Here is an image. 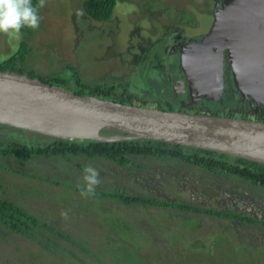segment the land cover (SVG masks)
I'll use <instances>...</instances> for the list:
<instances>
[{
    "label": "rangeland",
    "instance_id": "rangeland-1",
    "mask_svg": "<svg viewBox=\"0 0 264 264\" xmlns=\"http://www.w3.org/2000/svg\"><path fill=\"white\" fill-rule=\"evenodd\" d=\"M221 4L214 0H117L112 17L98 22L87 15L84 0H44L37 12V28L12 36L0 32V60L25 41L30 48L26 65L40 75L54 78L70 65L80 70L85 81L124 83L127 93L132 94L127 101L132 103H139L140 98L154 106L172 100L175 109L190 112H210L224 106L237 116L249 114L259 119L264 115V102L244 99L239 92L233 96L226 90L216 97L190 94L194 100L188 101L171 86L179 75L172 70L180 46L196 42L211 31ZM149 49L152 58L145 61L143 55ZM171 51L178 58L157 67L155 60L168 58ZM226 65V79L231 81L232 68ZM2 133L0 130V138ZM146 157L133 156L130 167L84 155L68 160L41 157L35 161L3 157L0 196L18 202L73 239L85 242L104 260L100 262L81 251L85 264H123L131 257L132 264H140L144 258L149 264H264L261 225L240 224L226 217L167 205L96 200L75 189L85 187L84 169L91 166L99 173L100 183L95 190L126 192L208 210L242 211L264 220V187L234 175L203 170L181 159ZM5 236L4 240L0 237V264H27L28 254L38 264H51L29 253L33 245L27 238L13 233ZM59 240L65 247L72 246L63 237ZM104 248L120 255L109 260L110 256L102 253ZM126 249L131 256L124 254Z\"/></svg>",
    "mask_w": 264,
    "mask_h": 264
},
{
    "label": "water",
    "instance_id": "water-1",
    "mask_svg": "<svg viewBox=\"0 0 264 264\" xmlns=\"http://www.w3.org/2000/svg\"><path fill=\"white\" fill-rule=\"evenodd\" d=\"M224 50L239 94L263 103L264 0H222L211 31L183 50L176 93L185 95L186 86L194 97L221 94ZM0 123L70 139L150 138L264 163L263 119L79 95L13 70L0 69ZM103 128L127 135L102 136Z\"/></svg>",
    "mask_w": 264,
    "mask_h": 264
},
{
    "label": "trees",
    "instance_id": "trees-1",
    "mask_svg": "<svg viewBox=\"0 0 264 264\" xmlns=\"http://www.w3.org/2000/svg\"><path fill=\"white\" fill-rule=\"evenodd\" d=\"M214 1L220 3L222 0ZM31 3L35 7L36 12H38L40 9V0H31ZM116 3L117 0H84V8L90 18L98 22H104L112 17ZM32 29L33 28L22 27L20 31L27 34L30 33ZM150 51L151 49L143 55L145 61L152 58ZM29 52V45L25 41H22L13 53L9 54L5 59L0 60V69L27 73L29 76L39 77L45 82L61 85L79 95H98L100 97L122 102H129L127 99L132 98V94L127 93L128 88L125 87L124 83L108 84L88 82L84 80L77 67H72L70 65H67L57 77L53 78L48 75H40L37 71L28 69L26 65ZM155 62L157 65L158 60H155ZM139 100L138 104H149L146 100H141L140 98ZM150 104L153 105L152 103ZM154 106L161 109H175L172 100L166 101L164 105H161L159 101V103ZM189 109H192V107ZM192 110L196 112L201 111L196 109ZM209 113L236 116L234 111L226 110L224 106L215 111H210ZM0 130H3V136L0 138V158L15 157L22 161H35L37 158L41 157L46 159L61 158L68 160L73 156L77 157L79 155H84L92 159H106L119 167H130L133 156H144L147 158L146 156L154 155L158 157L181 159L203 170L214 172L218 175H222L223 173L234 175L248 180L253 185L264 187V163L241 156L228 155L212 149L172 144L150 138H119L110 140L70 139L21 129L2 123H0ZM6 131L11 132V135H7L5 133ZM100 134L106 137L127 135L126 133L117 130H108L106 128L101 129ZM17 137L18 139H16ZM76 165L80 169H83L79 164ZM138 165L142 166L141 164ZM12 170L17 169L12 168ZM55 182L59 184V181ZM75 189L81 191L83 188L75 187ZM91 197L96 200L103 198L118 199L129 205L134 203L143 206L167 205L196 213H208L228 218L233 217L239 220H252L256 224L264 225V220L258 221L257 219L239 213L206 210L200 206L166 202L153 198L129 195L126 192L95 190V195ZM112 225L114 226V224ZM8 233L27 238L33 245L29 253L34 252L36 254V259L39 255L40 258L43 257L44 260H48L51 264H78L77 261L85 264V260L82 256L83 251L90 254L91 257L98 259L100 262L104 261L101 260L100 255L94 252L90 247H87L85 242L73 239L69 234L32 213L18 202L0 196V237H2L3 240L7 239L5 235ZM59 237L69 240L72 246L65 247L62 242H60ZM111 240L112 239H109V244L107 243V245H105L107 249H109ZM85 241L88 242L89 240L85 239ZM120 247L123 249L124 245L120 243ZM106 248H104L102 253L103 255L107 253L110 256L109 260L116 259L120 255V253L115 252V250H113V252H107ZM128 249L125 250L126 252L124 254L131 256ZM28 255L25 263L33 264L32 262L35 259L33 260L30 254ZM37 261L38 260L34 261V264H38L39 262ZM132 262L133 259L131 257L123 264H132ZM106 264L110 263L106 262ZM111 264L115 263L111 262ZM140 264H149V262L144 258L143 262Z\"/></svg>",
    "mask_w": 264,
    "mask_h": 264
},
{
    "label": "clouds",
    "instance_id": "clouds-1",
    "mask_svg": "<svg viewBox=\"0 0 264 264\" xmlns=\"http://www.w3.org/2000/svg\"><path fill=\"white\" fill-rule=\"evenodd\" d=\"M44 0H40L43 6ZM39 17L31 0H0V32L10 36L19 33L22 27L37 28ZM85 187L81 190L83 196H94L95 186L100 183L99 173L91 166L84 169ZM65 217L67 213H62Z\"/></svg>",
    "mask_w": 264,
    "mask_h": 264
},
{
    "label": "flooded vegetation",
    "instance_id": "flooded-vegetation-1",
    "mask_svg": "<svg viewBox=\"0 0 264 264\" xmlns=\"http://www.w3.org/2000/svg\"><path fill=\"white\" fill-rule=\"evenodd\" d=\"M203 38V36L202 37H200L199 38V40L198 41H200L201 39ZM188 43H189V41H188ZM187 42L186 43H184V44H182V46H180V50H179V58L177 57V56H173L172 55V53H173V51H171L169 54V57L168 58H166V57H164V59L163 58H161V59H157L158 60V67L160 68L161 67V63H164V61H170V62H174V59L177 57L178 58V60H177V65L175 66V70H172V71H178L179 72V75L177 74V78L179 79V78H181V77H183V75H184V72H183V69H182V67H181V65H180V63H181V60H182V53H183V50H184V48L186 47V44H188ZM174 50V49H173ZM226 64H228V55H227V52H226V50H224V71H223V81H224V84H223V91L225 92L226 90H230V92H231V95H237L238 94V90L236 89V87H235V85H234V80H233V76H232V78L230 79L231 81H228L227 79H226V73H227V65ZM171 71V72H172ZM230 75H232V73L230 74ZM230 75H229V77H228V79L230 78ZM176 78V80H178ZM176 81H174V83H171V86L173 87V91H175V89L177 88H179V86L178 85H176L177 83H175ZM185 92H186V94L185 95H183L182 97L183 98H185L186 97V99L189 101H193V100H191L190 99V94H189V91H188V89H187V87L185 86ZM175 93H176V91H175ZM180 93H182V92H178L177 94H180ZM176 94V95H177ZM182 95V94H181ZM190 103H192V102H190ZM189 103V104H190ZM261 105V104H260ZM264 113V112H263ZM244 116L245 117H250V115L249 114H244ZM200 207H202V208H204L203 206H200ZM206 209V208H205ZM206 210H208V209H206ZM211 210V209H210ZM188 211V210H187ZM219 211H222V210H219ZM190 212H192V211H190ZM228 212H230V211H228ZM196 213V212H195ZM230 213H239V214H241V215H246L247 213H244V212H230ZM216 216H218V215H216ZM247 216H249V217H251V218H253V219H257L258 221H260L261 219H259V218H256V217H253V216H251V215H247ZM223 217V216H222ZM226 218H228V217H226ZM229 219H233V220H236L238 223H246V224H252V225H261V224H256V223H254V221H252V220H239V219H235V218H229ZM261 226H263L264 227V225H261ZM241 227H244V226H241ZM245 233H248V232H245Z\"/></svg>",
    "mask_w": 264,
    "mask_h": 264
},
{
    "label": "built area",
    "instance_id": "built-area-1",
    "mask_svg": "<svg viewBox=\"0 0 264 264\" xmlns=\"http://www.w3.org/2000/svg\"><path fill=\"white\" fill-rule=\"evenodd\" d=\"M259 119H263V120H264V115H263V116H261Z\"/></svg>",
    "mask_w": 264,
    "mask_h": 264
},
{
    "label": "crops",
    "instance_id": "crops-1",
    "mask_svg": "<svg viewBox=\"0 0 264 264\" xmlns=\"http://www.w3.org/2000/svg\"><path fill=\"white\" fill-rule=\"evenodd\" d=\"M157 68V67H156Z\"/></svg>",
    "mask_w": 264,
    "mask_h": 264
}]
</instances>
